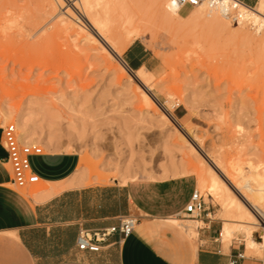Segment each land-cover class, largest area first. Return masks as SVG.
<instances>
[{
    "label": "rangeland",
    "instance_id": "obj_1",
    "mask_svg": "<svg viewBox=\"0 0 264 264\" xmlns=\"http://www.w3.org/2000/svg\"><path fill=\"white\" fill-rule=\"evenodd\" d=\"M47 2L0 0V139L1 130L17 127L23 116L33 139L28 143L85 161L73 178L79 186L179 175L198 181L193 166L200 157L191 146L199 145L238 179L243 192L257 187L252 171L264 172V30L255 34L242 26L241 34L232 33L209 17L190 25L163 18V7L155 9L153 0H121L127 9L120 16L134 21L142 32L135 42L149 51L150 96L158 107L143 100L130 74L135 71L125 74L99 45L52 18L70 4L50 12ZM117 12L112 7V28ZM34 186L45 188L32 183L20 192L30 195ZM198 193L221 229L223 208ZM203 216L182 215L175 222L197 221L199 229ZM249 262L264 264L254 257Z\"/></svg>",
    "mask_w": 264,
    "mask_h": 264
},
{
    "label": "crops",
    "instance_id": "obj_2",
    "mask_svg": "<svg viewBox=\"0 0 264 264\" xmlns=\"http://www.w3.org/2000/svg\"><path fill=\"white\" fill-rule=\"evenodd\" d=\"M238 1L251 8L258 0ZM148 57L149 51L139 42L123 53L132 71H153ZM5 161L0 139V264H252L243 242L233 240L227 247L221 243L222 226L211 222L210 214L201 218L198 242L173 221L184 215L197 192L194 175L79 186L73 178L80 157L47 152L29 159L28 185L44 190L34 186L30 195H24L11 185ZM129 215L139 222L128 237H110L95 254L76 248L81 230L108 229Z\"/></svg>",
    "mask_w": 264,
    "mask_h": 264
},
{
    "label": "bare ground",
    "instance_id": "obj_3",
    "mask_svg": "<svg viewBox=\"0 0 264 264\" xmlns=\"http://www.w3.org/2000/svg\"><path fill=\"white\" fill-rule=\"evenodd\" d=\"M47 1L50 12H55L57 9L56 6L61 8L66 4H70L72 8H66L65 13L58 12L57 15L52 18H58V23L62 26H66L67 28L74 30L77 35L80 34L81 36H84L85 39L89 40V42L91 41L92 43L99 45L101 51L104 52L105 55L111 56L117 60L120 69L125 74L130 72L122 63L120 56L125 51H127V49L138 38L142 37V32L139 31L137 26L135 28L133 23L134 21H132V19L120 16L121 14L119 13L123 9L122 4H120L121 0ZM209 1L212 0H208V3L205 1L197 6L196 10L187 17L181 16L179 13L180 7L175 3V0H153V4L156 7L155 9L159 10L160 12L161 8L163 7L164 12L161 14L163 18H177L179 21L186 22L190 25H197L205 18H210L214 21L216 19V22L219 21L221 24L220 28L224 27L226 29H231L232 33L235 32L237 34H241L243 31L241 28L242 26L250 27L253 32H255V34H259L262 30H264V0H260L255 9L246 7L243 4H239L235 15L237 21L236 24L229 23L232 26H229L227 23H225L227 20L221 14V10L219 8L210 9L208 7ZM224 3L227 2L224 1ZM118 5L122 7L120 8ZM112 7H116L119 16V20L117 19L119 23L115 22L117 24L115 28L114 26L112 28ZM125 7L126 6L124 4V9H127ZM121 13H123V11ZM128 14L129 12L127 15ZM162 16L160 17L162 18ZM217 25L219 27V23H217ZM130 74H133L132 80L136 84L137 90L139 91L143 100L147 103H154L159 107L157 101L152 99L150 96L153 88L149 84L148 72L142 68ZM161 118L165 122L172 121L178 131L185 135L184 130L175 120L169 119L164 114L161 116ZM16 125L21 131L19 138L22 142L28 143L32 137L26 120L23 118V116L17 118ZM182 140L186 141V139ZM191 147H194V150L196 148V151L199 154L198 157H200L198 165L193 166V172L198 177L197 193H208L209 196L218 201L223 208L224 214L222 218L220 237L221 243L227 247L230 243H232L233 240L241 241L244 243L246 256L254 257L258 260H264V203H262V201H264V172L259 173L257 170H253L252 178L257 182L258 185L255 189H249V192H243V188L241 187L238 179L232 176L229 171L220 163V161L216 159V157L213 158L205 154L199 145H196V147ZM194 150H192V152H195ZM83 162L85 161L80 159L78 170L80 169L81 163ZM256 194H260V197L257 199ZM49 196H51L50 193L47 195V198ZM173 221L175 222V219ZM186 223V225L180 226H182L189 237L194 241L198 236L197 229L199 224L197 221H190ZM254 234H258V240L254 239Z\"/></svg>",
    "mask_w": 264,
    "mask_h": 264
},
{
    "label": "built area",
    "instance_id": "obj_4",
    "mask_svg": "<svg viewBox=\"0 0 264 264\" xmlns=\"http://www.w3.org/2000/svg\"><path fill=\"white\" fill-rule=\"evenodd\" d=\"M205 1L208 3V0H175V3L180 7L179 13L181 14L183 8L193 9ZM224 1L227 3H224ZM239 4L249 7L238 0H212L209 1L208 7L210 9L219 8L227 22L236 24L235 15ZM123 64L129 71H132L124 61ZM1 141L6 153L5 162L9 165L12 173L11 185L18 189L26 188L31 181L29 159L33 156L42 155V149L35 143H23L19 138L17 127L13 124H9L1 130ZM202 214L207 216L205 203L195 191L185 208L184 216L192 220H198ZM138 222V218L129 215L121 217L117 226L108 229L101 231L81 230L76 239V248L80 252L99 253L110 237L115 235H118L120 239L128 237L134 231Z\"/></svg>",
    "mask_w": 264,
    "mask_h": 264
}]
</instances>
